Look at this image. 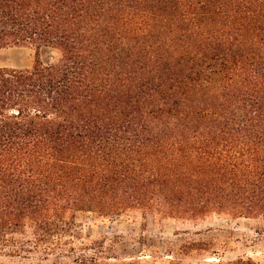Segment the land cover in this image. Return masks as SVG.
<instances>
[{
  "label": "trees",
  "instance_id": "1",
  "mask_svg": "<svg viewBox=\"0 0 264 264\" xmlns=\"http://www.w3.org/2000/svg\"><path fill=\"white\" fill-rule=\"evenodd\" d=\"M26 44L60 56L0 66V253L139 264L80 211L264 217V0H0Z\"/></svg>",
  "mask_w": 264,
  "mask_h": 264
},
{
  "label": "rangeland",
  "instance_id": "2",
  "mask_svg": "<svg viewBox=\"0 0 264 264\" xmlns=\"http://www.w3.org/2000/svg\"><path fill=\"white\" fill-rule=\"evenodd\" d=\"M44 63L55 62L60 52L33 44L0 47V66L31 68L37 54ZM76 221L87 242L103 244L100 256L108 262L135 260L139 264H208L251 258L264 264V217L233 218L211 214L196 220L159 219L139 209L108 219L97 213L80 211ZM92 251V250H91ZM89 251H86V253ZM4 264H49L33 253H0Z\"/></svg>",
  "mask_w": 264,
  "mask_h": 264
}]
</instances>
